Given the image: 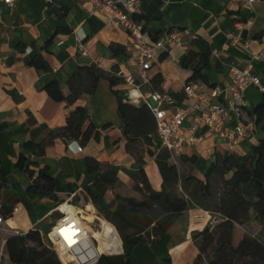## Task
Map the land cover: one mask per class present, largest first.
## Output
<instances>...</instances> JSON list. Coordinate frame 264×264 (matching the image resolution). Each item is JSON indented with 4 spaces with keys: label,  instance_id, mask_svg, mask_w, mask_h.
Wrapping results in <instances>:
<instances>
[{
    "label": "crops",
    "instance_id": "crops-1",
    "mask_svg": "<svg viewBox=\"0 0 264 264\" xmlns=\"http://www.w3.org/2000/svg\"><path fill=\"white\" fill-rule=\"evenodd\" d=\"M245 1L140 0L128 15L132 20L139 19L144 23L142 36L150 44L166 37L171 30L187 31V34L183 33L182 44L188 48L194 37L205 40L210 49L209 65L203 71L204 82H198L205 93L219 89L216 100L225 102L229 97L226 84L231 81L235 69H247L264 84V0L251 4ZM238 21L252 23L239 30L235 28ZM186 53L182 45L176 43L153 51L149 80L158 75L161 81L157 90L149 81L142 87V92L165 93L171 102H161L159 106L167 115L176 107L188 105L183 92L191 74L183 67ZM135 56L136 43L129 33L112 28L107 17L97 12L87 0H16L12 7L0 2V121L5 123L0 131V168L7 181V192L16 199L12 215L4 219V230L0 231V264H10L3 241L14 235L12 231L26 233L38 228L51 243L48 235L61 218L55 208L63 201L84 211L87 227L99 236L97 239L93 235V240L100 255L122 251L115 227L98 215L88 190L112 210L117 205L116 195L140 199L135 188L140 171L144 172L153 190L162 189V178L148 148L136 142L129 150L123 135L124 120L118 110L119 99L139 104L129 98L130 86L123 79L133 75L140 80L133 65ZM35 58H42L48 69H37L32 64ZM88 64L97 65L101 76L95 91L79 98L73 105L86 111L83 130L91 129L88 138L82 141L55 139L45 146L40 157L26 153L28 160L19 167L18 157L25 153L24 143L31 130L29 116L47 126L39 140L49 130L65 125L69 108L64 101L51 99L45 87L55 80L61 93L67 96L69 78L80 66ZM113 71L121 80L111 85L107 76ZM244 99L243 119L254 122L255 110L264 105V92L250 85L245 89ZM201 104L206 108L209 101L203 100ZM196 116L195 112L187 115L179 128L180 134L188 135ZM238 122V118L230 116L222 129L232 131ZM220 131L204 123L198 124L197 140L184 147L179 155L171 157L170 162L184 174L203 179L217 157L231 153L251 154L253 145L264 139V117L256 123L252 142L238 136L232 141L223 139ZM154 142L159 144L156 134ZM78 146L81 151H77ZM151 150L154 151V147ZM89 158L116 169L118 182L114 188L103 194L97 193L94 182L100 170H88ZM31 169L54 179L57 202L28 195L27 189L32 183L28 171ZM215 219L208 211L197 207L183 212L163 239L136 244L129 257L131 264H166L162 260L166 257L170 258L171 264H192L198 254L192 233L203 230L208 224L213 225ZM110 228L108 240L113 243L120 240V245L118 250L107 252L102 236ZM244 228L252 235L264 230L255 219Z\"/></svg>",
    "mask_w": 264,
    "mask_h": 264
},
{
    "label": "trees",
    "instance_id": "trees-1",
    "mask_svg": "<svg viewBox=\"0 0 264 264\" xmlns=\"http://www.w3.org/2000/svg\"><path fill=\"white\" fill-rule=\"evenodd\" d=\"M135 20L140 22L139 19ZM142 25L144 30V23ZM209 58L207 42L200 37L192 38L183 61V67L191 73L186 83L204 82L203 71L209 65ZM32 64L37 69H48L42 58H35ZM114 73L115 71L107 76L111 85L121 80ZM100 76L98 66L88 64L80 66L69 78L67 96L61 93L55 80L45 87V92L51 99L64 101L69 108L65 125L49 130L39 140L47 126L37 123L34 117L29 116L31 130L24 143L25 153L18 157L19 167H23L28 155L42 156L45 146L55 139L82 141L88 138L91 129L83 130L87 119L86 111L81 106L73 105L79 98L89 96L95 91ZM160 81L158 75L150 81L154 90L158 89ZM118 110L124 120L126 147L131 150L133 144L141 142L148 148L162 178V189L153 190L144 172L140 171L135 185L141 195L140 199L116 195L117 205L112 210L101 202L98 195L88 190L93 205L115 227L122 242L120 253L101 254L97 264H131L129 257L136 244L152 239L160 241L179 215L196 207L208 211L212 217L215 216L216 222L192 233V240L198 249L192 264H264V230L257 235H252L247 230L240 233L238 230L252 219L260 222L264 229V139H259L253 145L249 156L231 153L225 157H217L204 173L203 179H199L195 175L179 171L177 165L170 162L169 152L155 144L156 121L144 103L134 104L119 99ZM262 117L264 105L254 112V126ZM4 126L5 123L0 121V131ZM151 147H154V151ZM87 167L91 172L100 170V175L94 182L98 194L116 186L118 177L113 166L102 165L89 158ZM28 175L32 183L27 193L31 198H49L57 202L54 179L51 176L36 173L32 169L28 171ZM0 200V215L4 219L10 218L16 199L7 192V181L1 168ZM110 230L111 228L101 235L107 252L118 250L120 245V240L116 243L108 240ZM5 249L10 264H61L52 244L45 240L38 228L30 229L23 235H11L5 241ZM203 255L206 256V262ZM162 260L171 264L169 257Z\"/></svg>",
    "mask_w": 264,
    "mask_h": 264
},
{
    "label": "built area",
    "instance_id": "built-area-1",
    "mask_svg": "<svg viewBox=\"0 0 264 264\" xmlns=\"http://www.w3.org/2000/svg\"><path fill=\"white\" fill-rule=\"evenodd\" d=\"M16 0H0L3 5L12 7ZM94 9L107 17L109 24L114 29H123L129 33L136 43V56L133 59V65L138 71L140 80L133 75L124 76V81L130 86L129 98L136 103H144L152 112L156 121V135L159 139L161 149L169 152L171 157L179 155L183 148L193 145L197 140L195 130L198 124L204 123L212 128L220 129V136L223 139L232 141L238 136L254 141V122L250 119H243L244 109L246 107L244 92L250 85L256 86L261 92H264V84L260 78L249 73L247 69L233 71L232 79L226 84V90L229 97L225 102L217 101L220 90L214 88L209 94L202 91V85L196 81L185 83L183 92L188 99L186 107H176L170 115L160 108L161 102L170 103V98L161 92L143 93L142 87L149 83L148 69L154 61L153 51L164 47L167 44H181L184 51L188 50L186 44H182L183 33L187 31L171 30L164 38H160L155 43L150 44L142 36V23L132 20L128 11L134 9L140 0H124L117 2L115 0H87ZM256 0H246L251 4ZM252 21L236 22V29H243ZM1 59V58H0ZM203 100L209 101L208 107L204 108L201 104ZM190 112L197 113L196 120L188 129V135L179 133V128L185 121ZM234 116L239 122L233 127L232 131L222 129L226 120ZM77 147V151H81ZM61 218L56 226L49 233L48 237L56 252L61 264H93L97 262L100 254L96 253V245L93 240V234L87 233V225L83 216L84 211L74 209L67 201L59 203L55 208ZM4 218L0 216V231L4 230ZM89 229V228H88ZM14 235H23L18 231H12ZM5 241H3V244ZM2 253L0 252V259Z\"/></svg>",
    "mask_w": 264,
    "mask_h": 264
},
{
    "label": "rangeland",
    "instance_id": "rangeland-1",
    "mask_svg": "<svg viewBox=\"0 0 264 264\" xmlns=\"http://www.w3.org/2000/svg\"><path fill=\"white\" fill-rule=\"evenodd\" d=\"M97 210V209H96ZM97 213H98V215L100 216V217H102V218H104L98 211H97ZM96 224H98V223H96ZM48 228V227H47ZM46 228V229H47ZM44 230V231H47V230ZM243 229L245 230V228L243 227ZM243 229H241V227L240 228H238V230L240 231V233H243ZM237 234H238V231L236 232ZM120 238V237H119ZM121 240V239H120ZM46 241H48V239L46 238ZM121 245H122V242H121ZM98 247H99V245H98ZM210 254H211V252H210ZM209 254V255H210ZM203 257H204V261L206 262L207 260H206V256H204L203 255Z\"/></svg>",
    "mask_w": 264,
    "mask_h": 264
},
{
    "label": "bare ground",
    "instance_id": "bare-ground-1",
    "mask_svg": "<svg viewBox=\"0 0 264 264\" xmlns=\"http://www.w3.org/2000/svg\"><path fill=\"white\" fill-rule=\"evenodd\" d=\"M86 230L88 231L87 233H92V231L90 230V229H88V228H86ZM93 235H94V233H92ZM97 239H98V237L99 236H97V235H94ZM103 243H104V241H103ZM96 251V253H98V251H97V249L95 250ZM99 254V253H98Z\"/></svg>",
    "mask_w": 264,
    "mask_h": 264
}]
</instances>
